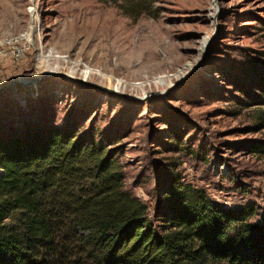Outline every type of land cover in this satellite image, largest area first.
Here are the masks:
<instances>
[{"label": "rangeland", "instance_id": "obj_1", "mask_svg": "<svg viewBox=\"0 0 264 264\" xmlns=\"http://www.w3.org/2000/svg\"><path fill=\"white\" fill-rule=\"evenodd\" d=\"M0 43V140L94 138L157 225L175 182L262 223L264 0H0Z\"/></svg>", "mask_w": 264, "mask_h": 264}, {"label": "trees", "instance_id": "obj_2", "mask_svg": "<svg viewBox=\"0 0 264 264\" xmlns=\"http://www.w3.org/2000/svg\"><path fill=\"white\" fill-rule=\"evenodd\" d=\"M31 134L0 140V264H264L254 209L225 211L175 182L157 225L105 145L69 128Z\"/></svg>", "mask_w": 264, "mask_h": 264}, {"label": "bare ground", "instance_id": "obj_3", "mask_svg": "<svg viewBox=\"0 0 264 264\" xmlns=\"http://www.w3.org/2000/svg\"><path fill=\"white\" fill-rule=\"evenodd\" d=\"M27 37H31V34H30V32H29V34H28V36ZM51 57H54L55 58V60L57 59L58 61H64L65 63H68L69 65H71V67H70V71H69V77H74L75 75H76V73H77V71H79V64H76V63H71L70 61H69V59L67 58V57H63V58H61V57H55V56H53L52 54L51 55H49V57L48 58H51ZM47 58V57H46ZM51 70V72L53 73V72H58L59 70H58V67H54V68H51L50 69ZM82 75H83V77H84V79L83 80H87V79H89L90 77H92L93 75H98V76H100L101 78H104V79H106L110 84H112V82H117V87H116V91H123V89H124V87H125V83H123L122 81H120V80H115V79H113L112 77H110V76H108V75H104V74H102L101 72H97V71H94V70H92V69H90V68H88V67H85L84 68V70H82ZM158 80H160V82H163L164 80H162V77L160 78V79H158ZM167 85V84H166ZM172 85V84H171ZM171 87V86H170Z\"/></svg>", "mask_w": 264, "mask_h": 264}, {"label": "water", "instance_id": "obj_4", "mask_svg": "<svg viewBox=\"0 0 264 264\" xmlns=\"http://www.w3.org/2000/svg\"><path fill=\"white\" fill-rule=\"evenodd\" d=\"M65 76L68 77V78H70V79H73V77H69L68 75H65ZM78 81H79V83L85 84V85L90 86V87H94V88H97V89H100V90H106L108 92H111V93L117 94V95H124V94L120 93L119 91L111 90V89H104L103 87L94 85L92 83H89L86 80H78Z\"/></svg>", "mask_w": 264, "mask_h": 264}, {"label": "built area", "instance_id": "obj_5", "mask_svg": "<svg viewBox=\"0 0 264 264\" xmlns=\"http://www.w3.org/2000/svg\"><path fill=\"white\" fill-rule=\"evenodd\" d=\"M24 38H26V37H24ZM9 43H11V41H9L8 44ZM6 56H7V52L4 51V49L2 48L1 43H0V59L5 58Z\"/></svg>", "mask_w": 264, "mask_h": 264}]
</instances>
